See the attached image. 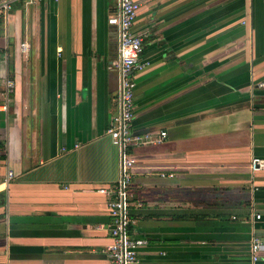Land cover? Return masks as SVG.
I'll return each instance as SVG.
<instances>
[{"label": "crops", "instance_id": "crops-1", "mask_svg": "<svg viewBox=\"0 0 264 264\" xmlns=\"http://www.w3.org/2000/svg\"><path fill=\"white\" fill-rule=\"evenodd\" d=\"M137 1L147 67L134 74L132 124L166 132L130 150L140 264H253L252 236L264 239L251 222L264 217V171L249 168L264 157V0ZM117 10L118 0H14L3 19L0 92L5 78L13 88L0 111V264H112L96 189L120 167L106 132L118 110Z\"/></svg>", "mask_w": 264, "mask_h": 264}, {"label": "built area", "instance_id": "built-area-1", "mask_svg": "<svg viewBox=\"0 0 264 264\" xmlns=\"http://www.w3.org/2000/svg\"><path fill=\"white\" fill-rule=\"evenodd\" d=\"M14 0H0V31L4 29V17L10 11ZM33 1L45 0H27ZM57 1V0H55ZM140 10L137 0H118V10L108 17V23L115 25L118 36V59L116 69L118 74V110L114 114L106 129L114 146L117 147L120 158L118 178L114 184L96 189L107 199V210L111 217L109 234L112 243L109 245V256L112 264H140L138 256L139 248L147 243V239L138 236L134 232L137 217L133 211L142 206L139 199H133L129 187L132 181L135 159L130 150L142 144H154L166 138L165 131H149L139 133L133 128L134 116V92L136 80L134 74L147 67V62L141 58L143 37L135 33L133 25ZM21 47L26 49V44ZM3 55L0 51V77L2 71ZM264 87V79L258 82ZM13 82L9 78L4 79L3 89L0 95L5 102L0 104V111L6 110ZM251 172L264 171V157L253 155L249 161ZM164 176V173H161ZM12 171L5 173L4 181L12 179ZM251 222L254 229H264V217L260 212L252 214ZM264 254V239L254 234L250 243V259L252 263L259 260Z\"/></svg>", "mask_w": 264, "mask_h": 264}, {"label": "trees", "instance_id": "trees-1", "mask_svg": "<svg viewBox=\"0 0 264 264\" xmlns=\"http://www.w3.org/2000/svg\"><path fill=\"white\" fill-rule=\"evenodd\" d=\"M134 215H136L135 210L133 211Z\"/></svg>", "mask_w": 264, "mask_h": 264}]
</instances>
